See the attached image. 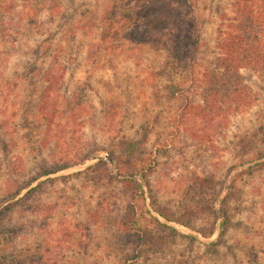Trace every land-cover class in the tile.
<instances>
[{
	"label": "rangeland",
	"instance_id": "obj_1",
	"mask_svg": "<svg viewBox=\"0 0 264 264\" xmlns=\"http://www.w3.org/2000/svg\"><path fill=\"white\" fill-rule=\"evenodd\" d=\"M143 1L0 0V264H264V67L239 69L249 101L211 122L198 79L232 0L171 2L158 24Z\"/></svg>",
	"mask_w": 264,
	"mask_h": 264
},
{
	"label": "trees",
	"instance_id": "obj_2",
	"mask_svg": "<svg viewBox=\"0 0 264 264\" xmlns=\"http://www.w3.org/2000/svg\"><path fill=\"white\" fill-rule=\"evenodd\" d=\"M171 2H175L178 5H190L194 0H144L140 6L151 7L154 9L152 20L158 24L162 15H167L172 18L174 12L171 10ZM233 15L225 22V26L220 28L219 49L220 56L217 59L215 68L203 70L200 73L198 83V95L201 102L202 115L211 120V122L217 118L223 117L229 111L234 110L238 106L249 101L248 91H243L244 87L241 85L238 76L239 69L242 67H264V0H232ZM157 9V12H155ZM175 11V10H174ZM162 22V24L169 25L171 21ZM171 24V23H170ZM191 24V23H190ZM162 27V26H158ZM3 32V30H2ZM153 37L151 30L146 29L143 31L141 37H136L139 40L150 39ZM171 60H166V64L174 65V58L177 57L176 52ZM178 54V53H177ZM53 59V57H51ZM50 62V64L43 70L42 75L46 77L50 76L43 87V92L46 94L39 97L38 104H41L42 109L46 111L45 117H50L49 120L55 122V107L53 101L52 87L55 84L57 63ZM173 88V85L170 86ZM178 89H174L176 92ZM136 143V142H134ZM133 143H130L132 145ZM79 158L78 162H84V157ZM74 160H65L62 162H54L51 165L43 167L34 177L30 178V181L35 180L38 176L48 175L63 168H66L74 164ZM264 161L256 163L254 166H262ZM140 181L131 180L130 188L134 197H143L144 187L148 186L147 177L144 173L140 175ZM26 183V184H28ZM42 182L38 183V186ZM25 186V185H24ZM31 190H34L31 189ZM20 187L15 189L9 197H15L19 194ZM151 205L154 210L168 220L173 219L168 215L155 201V198L150 194ZM4 199V198H3ZM1 199V200H3ZM6 209V208H5ZM174 220V219H173ZM181 223L187 224L182 219H176ZM163 227H168L174 230L172 227L160 223ZM224 222H222V231L224 230ZM204 236H210L213 229L209 231H202ZM40 258L34 260H28V264H39Z\"/></svg>",
	"mask_w": 264,
	"mask_h": 264
}]
</instances>
